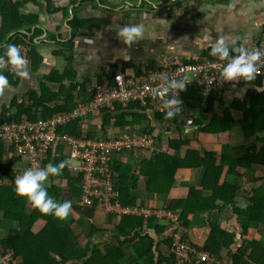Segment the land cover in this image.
Instances as JSON below:
<instances>
[{
	"label": "trees",
	"instance_id": "1",
	"mask_svg": "<svg viewBox=\"0 0 264 264\" xmlns=\"http://www.w3.org/2000/svg\"><path fill=\"white\" fill-rule=\"evenodd\" d=\"M46 1L48 5L51 2ZM20 6L21 2L0 1V46L22 42L17 35L19 31L36 23L32 15L20 11ZM12 32L16 34L5 41ZM234 54L237 53L230 52L229 56ZM213 58L209 52L200 57ZM32 61L38 68L42 58L34 54ZM126 67L103 73L97 84L108 81L112 85L113 76L119 72L128 76L139 72ZM4 74L10 85L19 84V79H13L14 74ZM65 75L54 70L47 80L62 83L67 78ZM262 79L218 88L207 96L200 87L192 86L182 96V104L189 113L180 112L172 118H165V113L154 110L150 104L131 102L126 107L115 105L102 109L85 121L76 119L60 126L57 134L72 139L108 141L117 138L119 131L137 132L153 139L151 149L115 152L107 170L96 174L100 180L110 182L114 194L112 205L127 210L121 213L106 212L97 200L90 205L80 204L84 174L75 168L81 166L82 160L71 159L67 144L61 142L49 148L38 167L64 163L61 173L50 178L47 191L58 201H71L72 208L64 220L39 212L13 191L14 177L28 167L27 162L17 157L13 148L5 150L6 143L0 141V259L9 257V264H196L199 256L204 255L199 264H264V244L258 234L264 228V92L252 88L243 99H230L232 90L259 86ZM60 89L53 92L42 85L40 95L32 91L27 101L15 98L0 122L50 119L71 111L77 101L89 102L94 97L85 84H72L66 91L61 85ZM64 94L66 101L62 103ZM187 118L194 122L190 128L185 127ZM98 120L100 125L89 129V124ZM236 129L241 132L244 144L231 147V133ZM186 131L216 136L222 146L221 154L194 149ZM195 168L202 172L198 185L190 186L183 198L169 200L177 172ZM259 170L263 176L255 175ZM253 174V183L260 185L247 192V203L241 207L236 202L241 186L231 180L241 182ZM141 180L143 187L139 186ZM138 190L143 191L142 202ZM160 200L164 204L157 206ZM146 202L150 203L149 215L145 212ZM229 207L237 216L242 245L237 243L236 227L225 228L212 218L213 212H223ZM198 213L208 214L203 225L209 231L202 245L195 243L190 233L191 218ZM83 235L84 246L80 242ZM176 244L190 247L184 257L176 255Z\"/></svg>",
	"mask_w": 264,
	"mask_h": 264
},
{
	"label": "crops",
	"instance_id": "2",
	"mask_svg": "<svg viewBox=\"0 0 264 264\" xmlns=\"http://www.w3.org/2000/svg\"><path fill=\"white\" fill-rule=\"evenodd\" d=\"M0 1L21 2L20 11L32 15L36 21L17 34L22 42L16 45L22 44L31 49L29 76L20 78L6 71L7 69L4 70L13 75L14 80L19 79V84H9L7 90L0 94L1 121L2 114L11 107L15 98L27 101L32 91L40 95L42 85L53 92L61 90V85L66 91L72 84H85L87 89L97 83L103 73H109L115 68L121 70L127 66L126 69L133 72L169 61L200 58L205 52H209L208 42L202 40L205 32L213 40L217 36H223L228 42L235 37L237 45L245 48L264 39V0H51L49 5L46 0ZM124 10L129 12L117 20L113 15L106 18L102 14H108V11L120 14ZM134 12L138 13V18H135L137 16ZM1 21L0 17V24ZM124 24L143 25V39L132 45H125L116 35L117 28ZM14 34L16 32L9 34L5 41ZM1 47L2 45L0 49ZM34 54L42 58L38 68L33 65ZM54 70L59 75L66 73L67 78L62 83L48 81L47 77ZM252 88L257 92H264V78L259 86H244L232 90L230 99H243L246 91ZM61 101H66L65 94ZM71 103L74 104L75 100H71ZM186 133L192 138L191 147L194 149L201 153L209 150L221 154L222 146L218 144L216 136L193 131ZM174 135L178 136L177 133ZM243 144L241 132L238 129L232 131L230 146ZM226 172L227 167L221 182ZM201 174L197 168L179 170L175 187L168 196L169 200L183 198L190 186L198 185ZM249 177L241 179V182L231 180L241 186L236 198L241 207L247 203V192L254 187L252 183H248ZM233 213L229 207L223 212H213L212 218L225 225V228L236 227L237 243L242 245L240 225ZM207 216L208 214L198 213L191 218V237L199 245L204 243L209 231L203 225ZM258 232L261 243L264 244V228Z\"/></svg>",
	"mask_w": 264,
	"mask_h": 264
},
{
	"label": "built area",
	"instance_id": "3",
	"mask_svg": "<svg viewBox=\"0 0 264 264\" xmlns=\"http://www.w3.org/2000/svg\"><path fill=\"white\" fill-rule=\"evenodd\" d=\"M17 46L25 57L27 65H29L31 49L25 45ZM248 49L264 51V39L252 43ZM234 55H238V53ZM231 56L233 55L229 57ZM261 61H264V56L261 57ZM227 62V58L220 61L216 57L213 59H179L143 68L136 76H128L121 72L116 73L113 76L112 85L105 81L102 85L94 84L87 87V91L94 92L92 100L89 102L77 101V105L69 112L55 115L46 120L29 121L23 119L21 121L0 122V141L6 143V150L13 148L16 156L27 162L28 167H38L41 159L55 143L67 144L69 149L67 154L70 155L71 159L82 160L81 166L75 168V171L84 174L81 183L80 204L90 205L94 200H97L98 205L104 208L106 212L121 213L127 211L112 205L111 199L114 194L110 188V182L104 179L100 180L96 174L107 170V163L112 159L115 152L124 149L136 151L151 149L154 145L153 139L141 133H122L121 131L117 132V138L108 141L72 139L67 136H59L57 134L58 128L76 119L85 121L87 117L97 116L102 109H108L115 105L126 107L131 102L142 106L150 104L154 110L165 113L169 110L165 101L176 95L174 90L165 91L164 89L165 82L171 79L184 82V90L176 96L180 102L178 113H189L182 104V96L192 86L200 87L203 94L207 96L218 88L246 85L264 78V63L258 62V73L255 74L253 80L225 82L220 77L219 72ZM193 125V120L187 118L185 127L190 128ZM167 216L172 217L173 215L167 214ZM175 247L176 250L174 249V251L179 258L184 257L190 249L185 244H176ZM199 257L196 264H199L206 256L200 255ZM8 261L9 257L6 256L0 259V264H9Z\"/></svg>",
	"mask_w": 264,
	"mask_h": 264
},
{
	"label": "clouds",
	"instance_id": "4",
	"mask_svg": "<svg viewBox=\"0 0 264 264\" xmlns=\"http://www.w3.org/2000/svg\"><path fill=\"white\" fill-rule=\"evenodd\" d=\"M116 35L125 45H132L136 41L143 39L144 27L140 24H124L117 28ZM202 40L209 44V55L216 57L220 61L228 59V62L222 66L219 72L220 77L225 82L251 81L254 79L255 74L258 73V62L264 63V61H261L264 51L237 45L235 37L228 42L223 36H217L213 40L205 32ZM230 46L232 47L230 48ZM2 48L3 55L0 56V94H3L9 87V78L4 74L5 69L20 78L29 76L28 65L25 57L20 52V48L14 43H6ZM230 50L233 53H238V55L229 57ZM184 88L185 84L182 80L171 79L165 82V91L172 89L176 93L174 97L165 101V105L169 108L165 112V118H172L180 111V102L176 96ZM64 166V163L60 162L58 164L49 163L43 167H25L14 177L13 191L39 212L51 214L59 220H64L70 214L71 201H58L47 191L50 178L58 176Z\"/></svg>",
	"mask_w": 264,
	"mask_h": 264
},
{
	"label": "rangeland",
	"instance_id": "5",
	"mask_svg": "<svg viewBox=\"0 0 264 264\" xmlns=\"http://www.w3.org/2000/svg\"><path fill=\"white\" fill-rule=\"evenodd\" d=\"M101 11H104L103 9H101ZM127 12H129L128 10H124V11H122V12H120V14H115V12L114 11H112V12H109L108 11V14H104L105 12H102V14L106 17V18H109V17H111V15H113V16H115L114 18L117 20V19H119L120 17H124V14H127ZM130 13H133V12H130ZM135 13V16H137V17H135V18H138V13H136V12H134ZM98 17V16H97ZM95 21H97V20H94V22ZM93 22V21H92ZM154 45H155V43H153ZM90 123V122H89ZM86 124H88V122H86ZM89 125H91L90 127H89V129H91L92 127H93V125H95V126H99L100 125V120H98L97 122H91V124H89ZM261 144L258 146L259 148H261ZM256 176H263V172H262V170H259V171H257L256 172V174H255ZM253 178H254V174H253V176H251V177H249L248 178V183H252L253 184V186L254 187H256V186H258V185H260V182H258V183H256V184H254L253 183ZM244 180V179H243ZM142 181V183L139 185L140 187H143V180H141ZM137 194L138 195H140V197H142L141 199H139V202H142V201H144V194H143V191L142 190H138L137 191ZM169 199V198H168ZM140 204V203H139ZM162 204H164L163 203V200H160V203L157 205V206H161ZM145 205H147L146 206V209H145V212L147 211V215H149L150 214V212L148 211V210H150L149 209V207H148V205H150V203H148V202H146L145 203ZM0 217L2 218V216H1V214H0ZM0 218V219H1ZM85 236L83 235L81 238H80V242H81V245L82 246H84L85 245V243H86V240H85V238H84ZM81 246V247H82ZM81 253V252H80Z\"/></svg>",
	"mask_w": 264,
	"mask_h": 264
}]
</instances>
